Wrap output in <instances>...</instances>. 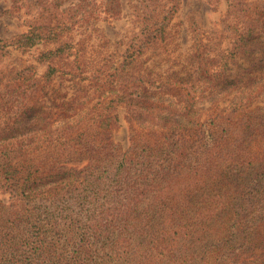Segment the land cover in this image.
Wrapping results in <instances>:
<instances>
[{
	"label": "rangeland",
	"instance_id": "1",
	"mask_svg": "<svg viewBox=\"0 0 264 264\" xmlns=\"http://www.w3.org/2000/svg\"><path fill=\"white\" fill-rule=\"evenodd\" d=\"M262 2L0 0V225L17 216L36 233L48 211L59 218L82 211L62 175L87 173L92 160L111 153L112 142L125 152L134 128L148 132L165 124L168 112L175 114L171 124L195 135H186L178 161L186 157L189 166L194 155L206 164L216 156L208 135H198L215 128L223 148L216 161L232 182L220 176L214 186L243 189L237 206L264 205ZM258 13L262 20L252 26L249 16ZM24 35L43 39L31 44ZM164 137L149 142L159 146ZM141 154L148 162V150ZM203 170L202 188H214ZM26 183L30 199L21 194ZM116 233L100 234L98 247ZM248 234L211 237L190 252L174 248L161 230L143 231L139 243L150 264H194L195 250L200 264H264V224ZM164 247L175 250L173 260L163 257Z\"/></svg>",
	"mask_w": 264,
	"mask_h": 264
},
{
	"label": "trees",
	"instance_id": "2",
	"mask_svg": "<svg viewBox=\"0 0 264 264\" xmlns=\"http://www.w3.org/2000/svg\"><path fill=\"white\" fill-rule=\"evenodd\" d=\"M261 4L264 7V2ZM151 6H144L148 25ZM249 17L252 26L262 20L260 13ZM23 37L31 44L43 39L41 35ZM174 116L173 112H168L167 122L154 124L148 132L134 128L136 134L132 137V146L123 153L112 142L111 153L106 158L92 160L87 173L62 175L66 188L75 187L76 205L82 211L63 214L60 218L48 211L46 224L40 226L36 233L30 223L26 224L17 216L11 224L5 222L9 219H2L0 264H150L146 263V251L139 243L143 231L153 234L161 230L162 234L173 238L174 248L182 245L186 252L199 245L203 247L204 240L211 237L220 240L222 235L242 234L246 238L251 236L249 231L259 232L264 224V205L246 202L237 206L233 200L244 193L243 189L222 191L214 186L220 176L226 182H232L231 172L222 170L223 166L216 161L223 148L218 146L215 128L198 135H208L209 142L216 148V156L210 154L208 162L203 164L204 159L192 155L187 166L184 164L186 157L178 161L175 156L179 150L184 152L185 141L188 140L186 135L190 139L195 135L190 136V131L184 133V127L179 124H171ZM231 122L239 125L235 117L231 118ZM159 133L168 135V138L164 137L159 146L149 142ZM147 150L149 160L143 162L141 153ZM232 164L230 160L229 165ZM203 166H207L208 174L213 176L214 188L209 190L202 188L205 181ZM19 176V172L15 174V177ZM246 187L245 183L243 188ZM22 188L21 194L30 199V185L23 184ZM87 208L89 210L85 211ZM65 210L69 211L68 208ZM256 218L261 222H256ZM45 227L50 232H44ZM108 229H115L118 233L110 239L106 237L103 246L98 247L100 234ZM216 232L218 235L214 234ZM214 249L219 255V247ZM174 252L168 247L162 250L163 257L170 254L172 260ZM196 252L200 251L195 250V257L192 259L191 254L189 260L200 264L202 258Z\"/></svg>",
	"mask_w": 264,
	"mask_h": 264
}]
</instances>
